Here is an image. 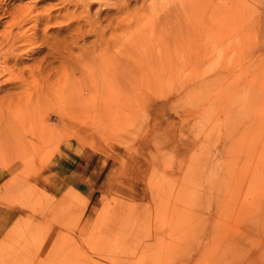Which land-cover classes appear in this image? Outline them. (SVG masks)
Wrapping results in <instances>:
<instances>
[{"label": "rangeland", "instance_id": "374dc122", "mask_svg": "<svg viewBox=\"0 0 264 264\" xmlns=\"http://www.w3.org/2000/svg\"><path fill=\"white\" fill-rule=\"evenodd\" d=\"M73 2L1 0L0 31L20 5L104 26L124 16L119 5L132 14L148 1ZM248 15L247 41L173 57L164 87L124 91L123 115L95 119L91 135L59 132L22 156L0 155L9 180L0 196L31 217L13 226L0 264H264V7ZM50 108L41 116L61 125ZM86 149L102 182L90 201L51 167Z\"/></svg>", "mask_w": 264, "mask_h": 264}, {"label": "bare ground", "instance_id": "6f19581e", "mask_svg": "<svg viewBox=\"0 0 264 264\" xmlns=\"http://www.w3.org/2000/svg\"><path fill=\"white\" fill-rule=\"evenodd\" d=\"M147 1L132 14L119 5L124 16L104 26L81 13L54 15L52 7L38 11L25 4L8 11L0 31V155L22 156L59 132L91 135L95 119L123 115L124 91L166 85L173 57L210 55L231 38L247 41L245 23L256 18L248 11L258 15L264 7L262 0ZM5 10L0 0V20ZM262 21L257 16L256 23ZM88 34L94 37L87 43ZM33 52L39 56L27 65L25 55ZM49 108L61 125L43 119Z\"/></svg>", "mask_w": 264, "mask_h": 264}, {"label": "crops", "instance_id": "0c3cea01", "mask_svg": "<svg viewBox=\"0 0 264 264\" xmlns=\"http://www.w3.org/2000/svg\"><path fill=\"white\" fill-rule=\"evenodd\" d=\"M85 156L75 157L73 153H68L60 157V166L54 167L55 170H59V173L64 176L65 183H68L71 191H76L78 195L86 200L90 201L91 198L99 190L100 184L102 182L94 174V162L96 155L86 149L84 152ZM49 165V164H48ZM50 166V165H49ZM8 171L0 170V195L1 191L6 187L8 180ZM5 191V190H4ZM2 196V195H1ZM0 196V248L7 246L11 243L13 237V226L18 223V221H27L31 217L22 216L21 212L15 210L10 205H6L5 199L3 200ZM5 249V248H2ZM0 251H3V250Z\"/></svg>", "mask_w": 264, "mask_h": 264}]
</instances>
